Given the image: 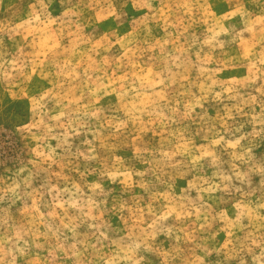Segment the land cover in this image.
<instances>
[{
  "label": "clouds",
  "instance_id": "clouds-1",
  "mask_svg": "<svg viewBox=\"0 0 264 264\" xmlns=\"http://www.w3.org/2000/svg\"><path fill=\"white\" fill-rule=\"evenodd\" d=\"M0 264H264V0H0Z\"/></svg>",
  "mask_w": 264,
  "mask_h": 264
}]
</instances>
